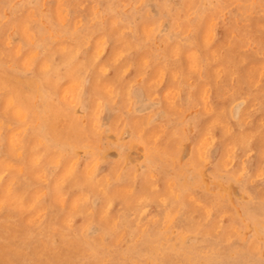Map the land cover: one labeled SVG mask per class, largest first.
<instances>
[{
  "label": "rangeland",
  "instance_id": "374dc122",
  "mask_svg": "<svg viewBox=\"0 0 264 264\" xmlns=\"http://www.w3.org/2000/svg\"><path fill=\"white\" fill-rule=\"evenodd\" d=\"M263 7L0 0V264H264Z\"/></svg>",
  "mask_w": 264,
  "mask_h": 264
},
{
  "label": "bare ground",
  "instance_id": "6f19581e",
  "mask_svg": "<svg viewBox=\"0 0 264 264\" xmlns=\"http://www.w3.org/2000/svg\"><path fill=\"white\" fill-rule=\"evenodd\" d=\"M221 1V0H220ZM227 2V1H226ZM229 2V1H228ZM242 2V1H241ZM262 2V1H261ZM260 2V3H261ZM222 3V2H221ZM230 3V2H229ZM259 3V4H260ZM223 4V3H222ZM219 5V4H218ZM251 5V4H250ZM234 6V5H233ZM259 6V5H258ZM242 7V6H241ZM240 7V8H241ZM251 7V6H250ZM257 7V6H256ZM225 8V7H224ZM229 8H231V7H229ZM239 8V7H238ZM248 8V7H247ZM252 8V7H251ZM264 8V7H263ZM262 9V8H261ZM242 10V9H241ZM258 10H259V8H258ZM238 11V10H237ZM240 11V10H239ZM244 11V10H243ZM257 11V10H256ZM231 12V11H230ZM244 12H246V11H244ZM254 12V11H253ZM240 13V12H239ZM261 13H262V11H261ZM232 14V13H231ZM245 14H247V13H245ZM253 14V13H252ZM262 14H264V13H262ZM250 15V14H249ZM232 16V15H231ZM246 16V15H245ZM261 16V15H260ZM248 17V16H247ZM262 17H263V15H262ZM234 19V18H233ZM246 19V18H245ZM244 19V20H245ZM225 24H228V23H225ZM220 26V25H219ZM218 28H220V27H218ZM251 30V29H250ZM236 31H238V30H236ZM234 32V31H233ZM84 33V32H83ZM246 37H247V35H246ZM82 38V37H81ZM230 38V37H229ZM232 39V38H231ZM258 39V38H257ZM250 40V39H249ZM237 41V40H236ZM238 41H239V39H238ZM235 42V41H234ZM257 42V41H256ZM261 42V41H260ZM198 43V42H197ZM246 44V43H245ZM257 44H258V42H257ZM197 46V45H196ZM233 46V45H232ZM247 46V45H246ZM264 47V45L262 46V48ZM76 48H78V46H76ZM196 48V47H195ZM81 49V48H80ZM227 49V48H226ZM257 49V48H256ZM264 49V48H263ZM202 50V49H201ZM230 50V49H229ZM257 50H259V49H257ZM77 52H78V50H77ZM77 52L76 53H74V55L75 54H77ZM203 52V51H202ZM234 53V52H233ZM79 54V53H78ZM81 55V54H80ZM226 56V55H225ZM71 57V56H70ZM72 58V57H71ZM221 59H223V58H221ZM53 60V59H52ZM51 60V61H52ZM81 60H82V58H81ZM55 61V60H54ZM62 63H65V62H62ZM61 63V64H62ZM201 65V64H200ZM65 66V65H64ZM73 66V65H72ZM181 66V65H180ZM206 66V65H205ZM202 67V66H201ZM57 68V67H56ZM182 68V67H181ZM88 69V68H87ZM181 70V69H180ZM206 70V69H205ZM1 71V70H0ZM5 71V70H4ZM2 72V71H1ZM42 74V73H41ZM2 75V74H1ZM43 75V74H42ZM42 75H41V77H42ZM205 75V74H204ZM48 77H50V74L49 75H47ZM46 76V77H47ZM206 76V75H205ZM208 76V75H207ZM239 76V75H238ZM40 77V76H39ZM45 77V76H44ZM218 77V76H217ZM2 78V77H1ZM22 78V77H21ZM38 78V77H37ZM54 78H57V77H54ZM240 78V77H239ZM39 79V78H38ZM12 80H13V78H12ZM22 80H23V78H22ZM25 80V79H24ZM189 80V79H188ZM194 80V79H193ZM226 80V79H225ZM224 80V81H225ZM235 80H236V78H235ZM3 81V80H2ZM196 81V80H195ZM222 81V80H221ZM237 81V80H236ZM30 83V82H29ZM197 83V82H196ZM45 84H47V83H45ZM194 84V83H193ZM3 85H5L4 83H3ZM189 85V84H188ZM191 85V84H190ZM213 85V84H212ZM244 85V84H243ZM26 86V85H25ZM43 86V85H42ZM196 86V85H195ZM8 87V86H7ZM45 87V86H44ZM219 87V86H218ZM221 87V86H220ZM245 87V86H244ZM88 88V87H87ZM190 88V87H189ZM224 88V87H223ZM235 88H236V86H235ZM11 89H12V87H11ZM118 89V88H117ZM232 89V88H231ZM39 90V89H38ZM179 90V89H178ZM224 90H226V89H224ZM4 91V90H3ZM2 91V92H3ZM13 91H15L14 90V88H13ZM12 91V92H13ZM35 91V90H34ZM116 91V90H115ZM126 91V90H125ZM216 91V90H215ZM223 92V91H222ZM15 93V92H14ZM246 93V92H245ZM244 93V94H245ZM3 94V93H2ZM1 94V95H2ZM16 94V93H15ZM19 94V93H18ZM25 94V93H24ZM50 94H51V92H50ZM218 94V93H217ZM17 95V94H16ZM28 95V94H27ZM41 95V94H40ZM45 95V94H44ZM110 95V94H109ZM239 96H241L240 94H239ZM17 97V96H16ZM29 97V96H28ZM219 97V96H218ZM217 97V98H218ZM242 97V96H241ZM247 97H248V95H247ZM6 98H7V96H6ZM6 98H4L5 100H6ZM9 98V97H8ZM47 98H48V96H47ZM183 98H185V97H183ZM182 98V99H183ZM46 99V98H45ZM222 99V98H221ZM25 100H26V97H25ZM245 101V100H244ZM261 101V100H260ZM5 102V101H4ZM43 102H45L46 103V101H43ZM49 101H47V103H48ZM215 103V102H214ZM261 103V102H260ZM44 104V103H43ZM49 104V103H48ZM262 104V103H261ZM42 106V105H41ZM44 106H45V104H44ZM49 106H51V104L49 105ZM52 106H54V105H52ZM51 106V107H52ZM58 106H60V105H58ZM29 107V106H28ZM46 107H48V106H46ZM259 107V106H258ZM6 108V107H5ZM31 108V107H30ZM54 108H56V106L54 107ZM59 108V107H58ZM228 108H230V107H228ZM48 109V108H47ZM53 109V108H52ZM7 110V109H6ZM56 110H58V109H56ZM60 110V109H59ZM61 110H65V109H61ZM5 111V110H4ZM42 111H44V113H45V110H42ZM51 110H49V112H50ZM53 111V110H52ZM0 112H3V111H1L0 110ZM30 112V111H29ZM33 112V111H32ZM35 112V111H34ZM56 112V111H55ZM61 112V111H60ZM257 112V111H256ZM36 113H37V111H36ZM59 113V112H58ZM57 113V114H58ZM66 113V112H65ZM4 114V113H3ZM34 114V113H33ZM32 114V115H33ZM42 114V113H41ZM41 114H40V116H41ZM50 114H51V112H50ZM49 114V115H50ZM62 114H64L63 112H62ZM46 115H47V113H46ZM59 115H61V114H59ZM6 116H8V114H6ZM38 116V115H37ZM36 116V117H37ZM51 116H53V115H51ZM50 116V117H51ZM56 116V115H55ZM66 116H68V115H66ZM10 117V116H9ZM34 117V116H33ZM53 118V117H52ZM51 118V119H52ZM55 118V117H54ZM45 119V118H44ZM50 119V118H49ZM48 118L46 119V120H49ZM119 120V119H118ZM43 122V121H42ZM73 122V121H72ZM50 123H51V121H50ZM54 127V126H53ZM53 127L51 126V128L49 127V129H53ZM58 127V126H57ZM76 127V126H75ZM232 127V126H231ZM44 128V127H43ZM55 128V127H54ZM59 128H61V127H59ZM64 128V127H63ZM77 128H78V126H77ZM76 129V128H75ZM83 129V128H82ZM35 130V129H34ZM40 130H42V129H40ZM45 130V129H44ZM66 130V129H65ZM74 130V129H73ZM78 130V129H77ZM43 131V130H42ZM42 131L40 132V134L42 133ZM47 131V130H46ZM50 131V130H49ZM56 131V130H55ZM55 131L53 132V133H55ZM68 131V130H67ZM74 131H76V130H74ZM79 131V130H78ZM38 132V133H39ZM44 133V132H43ZM53 133L52 134H49V135H53ZM69 133V132H68ZM67 133V134H68ZM75 133V132H74ZM78 133V132H77ZM29 134H30V132H29ZM34 134V133H33ZM47 134V133H46ZM58 134V133H57ZM210 134V133H209ZM6 135V134H5ZM38 135V134H37ZM60 135V134H59ZM27 136H28V134H27ZM43 136V135H42ZM56 136H58V135H56ZM65 136H66V133H65ZM4 137V136H3ZM87 138V137H86ZM58 139V138H57ZM60 139H61V137H60ZM23 140V139H22ZM40 140V139H39ZM38 140V141H39ZM24 141V140H23ZM27 141V140H26ZM46 141H48V140H46ZM50 142V141H49ZM33 143V142H32ZM47 143V142H46ZM2 144V143H1ZM35 144V143H34ZM48 144V143H47ZM60 144V143H59ZM69 144H70V142H69ZM20 145V144H19ZM33 145V144H32ZM39 145V144H38ZM40 145H41V143H40ZM45 145V144H44ZM55 145V144H54ZM10 146V145H9ZM17 146V145H16ZM49 146V145H48ZM59 146V145H58ZM75 146V145H74ZM41 147V146H40ZM208 147V146H207ZM211 147V146H210ZM209 147V148H210ZM2 148H3V146H2ZM35 149V148H34ZM60 149V148H59ZM63 148H61L60 150H62ZM234 149V148H233ZM39 150V149H38ZM155 150V149H154ZM31 151H34V150H31ZM59 151V150H58ZM63 151V150H62ZM252 151H253V149H252ZM250 152V151H249ZM6 153V152H5ZM5 153H3V154H5ZM61 153V152H60ZM63 153V152H62ZM156 153V152H155ZM247 153V152H246ZM7 154V153H6ZM32 154V153H31ZM159 154V153H158ZM21 155V154H20ZM30 155V154H29ZM60 155V154H59ZM157 155V154H156ZM44 156V155H43ZM246 156V155H245ZM232 158V157H231ZM20 159V158H19ZM38 159V158H37ZM47 159V158H46ZM62 160V159H61ZM232 160V159H231ZM43 161V160H42ZM45 161V160H44ZM49 161V160H48ZM57 161V160H56ZM4 162H6V161H4ZM24 162V161H23ZM31 162H32V160H31ZM30 162V163H31ZM58 162H61V161H58ZM1 163V162H0ZM3 163V162H2ZM30 163H28V165L30 164ZM46 163V162H45ZM48 163V162H47ZM51 163V162H50ZM55 163V162H54ZM71 163H72V161H71ZM244 163V162H243ZM19 164V163H18ZM231 164V163H230ZM4 165V164H3ZM46 165V164H45ZM6 166V165H5ZM33 166V165H32ZM38 166H40V165H38ZM37 166V167H38ZM19 167V166H18ZM47 167V166H46ZM45 167V168H46ZM74 167V166H73ZM42 168V167H41ZM1 169H2V167H1ZM11 169V168H10ZM14 170H15V168H14ZM27 170H28V166H27ZM88 170V169H87ZM243 170H244V168H243ZM29 171V170H28ZM69 171V170H68ZM44 172H45V169H44ZM239 172V171H238ZM241 172V171H240ZM243 172V171H242ZM9 175V174H8ZM21 175H23V174H21ZM31 175V174H30ZM240 175V174H239ZM137 176V175H136ZM9 177H10V175H9ZM23 177V176H22ZM49 177V176H48ZM156 177H160V176H156ZM42 178V177H41ZM135 178V177H134ZM10 179V178H9ZM45 179V178H44ZM97 179V178H96ZM107 179V178H106ZM22 180H24V179H22ZM27 180V179H26ZM25 180V181H26ZM2 181V180H1ZM107 181V180H106ZM115 181V180H114ZM3 182V181H2ZM5 183V182H4ZM11 183V182H10ZM3 184V183H2ZM7 184V183H6ZM10 185V184H9ZM105 185H107V184H105ZM28 186V185H27ZM151 186V185H150ZM154 186V185H153ZM157 186V185H156ZM155 186V187H156ZM10 187V186H9ZM9 187H7V188H9ZM12 187V186H11ZM1 188V187H0ZM107 188V187H106ZM130 188H131V186H130ZM182 188V187H181ZM171 189V188H170ZM180 190V189H179ZM9 191V190H8ZM1 192V191H0ZM170 192H172V189H171V191ZM179 192V191H178ZM176 193H177V191H176ZM199 193V192H198ZM18 194V192L16 193V195ZM87 196H88V194H87ZM193 196V195H192ZM11 197V196H10ZM163 197V196H162ZM201 197H203L202 195H201ZM213 197V196H212ZM222 197V196H221ZM0 198H1V196H0ZM140 198V197H139ZM78 200H80V199H78ZM88 200V199H87ZM137 200H139V199H137ZM161 200H163V199H161ZM217 200V199H216ZM2 201H4V200H2ZM165 201V200H164ZM110 202V201H109ZM196 202V201H195ZM199 202V201H198ZM164 203V202H163ZM7 204H10V203H7ZM216 204H218V203H216ZM5 205V204H4ZM73 205V204H72ZM12 206V205H11ZM154 206H156V205H154ZM169 207V206H168ZM211 207V206H210ZM2 208V207H1ZM106 208H107V206H106ZM152 208V207H151ZM165 208V207H164ZM71 209V208H70ZM132 209V208H131ZM208 209V208H207ZM72 210V209H71ZM169 210V209H168ZM179 210V209H178ZM181 210V209H180ZM43 211V210H42ZM174 212V211H173ZM207 212V211H206ZM175 213V212H174ZM178 213V212H177ZM222 213V212H221ZM224 213V212H223ZM222 213V214H223ZM227 213V212H226ZM209 214V213H208ZM130 215V214H129ZM240 215V214H239ZM180 216V215H179ZM69 217V216H68ZM171 217V216H170ZM168 218V217H167ZM138 219V218H137ZM136 219V220H137ZM166 219V218H165ZM171 219V218H170ZM13 220V219H12ZM67 220V219H66ZM168 220V219H167ZM162 221V220H161ZM166 221V220H165ZM136 222V221H135ZM248 222V221H247ZM163 223V222H162ZM167 223V222H166ZM170 223V222H169ZM255 223V222H254ZM66 224V223H65ZM201 225V224H200ZM69 226V225H68ZM165 226V225H164ZM53 227V226H52ZM166 228V227H165ZM130 229V228H129ZM160 229V228H159ZM163 229H164V227H163ZM240 230V229H239ZM142 231V230H141ZM161 231V230H160ZM86 232V231H85ZM169 232H170V230H169ZM172 232V231H171ZM159 233V232H158ZM158 235V234H157ZM166 235L168 236V234L166 233ZM156 237H158V236H156ZM242 237V236H241ZM200 238H202L201 236H200ZM3 239H5V238H3ZM203 239V238H202ZM6 240V239H5ZM53 240V239H52ZM163 240V239H162ZM7 241H9V240H7ZM199 241V240H198ZM2 242V241H1ZM161 242V241H160ZM167 243V242H166ZM7 245H9L8 244V242H7ZM171 245V244H170ZM10 246V245H9ZM8 246V247H9ZM13 246V245H12ZM170 247V246H169ZM174 248V247H173ZM206 248V247H205ZM183 250V249H182ZM176 251V250H175ZM186 252V251H185ZM189 253V252H188ZM203 253V252H202ZM84 259H85V256H84ZM81 260V259H80ZM156 260V259H155ZM188 260H189V258H188ZM205 261V260H204ZM146 262H147V260H146ZM157 262V261H156ZM158 263V262H157ZM164 263V262H163ZM203 264V263H202Z\"/></svg>",
  "mask_w": 264,
  "mask_h": 264
}]
</instances>
